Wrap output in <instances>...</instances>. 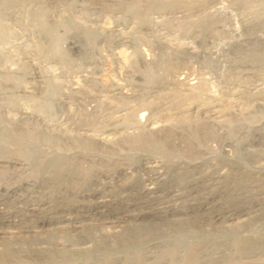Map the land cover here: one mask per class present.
I'll use <instances>...</instances> for the list:
<instances>
[{
  "label": "bare ground",
  "instance_id": "6f19581e",
  "mask_svg": "<svg viewBox=\"0 0 264 264\" xmlns=\"http://www.w3.org/2000/svg\"><path fill=\"white\" fill-rule=\"evenodd\" d=\"M49 1L0 0L1 117L81 152L107 143L136 157L85 182L46 143L63 160L44 164L50 177L11 183L20 164L0 145V264H146L156 244L184 250L151 264H264V0ZM71 1L86 16L61 21ZM232 11L241 33L226 39ZM155 15L168 16L163 30ZM195 32L212 46L197 49ZM71 34L79 63L63 47ZM234 123L251 130L239 156L231 141L219 160L205 147L175 163L150 150Z\"/></svg>",
  "mask_w": 264,
  "mask_h": 264
},
{
  "label": "rangeland",
  "instance_id": "374dc122",
  "mask_svg": "<svg viewBox=\"0 0 264 264\" xmlns=\"http://www.w3.org/2000/svg\"><path fill=\"white\" fill-rule=\"evenodd\" d=\"M74 4H76L75 8L79 11L80 10L79 6L81 5V3L79 1H74V2L71 1L69 7L68 6L66 8L62 7L63 10H61V8L60 9L58 8L57 9L58 11L55 10V13L59 12L58 14H60V16L57 13L55 15H58V19H60L61 21H67L69 19V14L71 15L76 14L75 16H79V17L82 16L81 19H84L86 16V13L85 15L83 14L80 16L77 13L78 11L72 12L74 8ZM218 4L219 5L217 7L221 8V10H224L228 6L227 0H223V1L221 0L218 2ZM230 15H231V17H229L230 19L228 18L229 21L227 20V22L222 24V33L224 34L222 35L221 33H218L224 36V38L227 37L228 39L232 36L233 38H236L241 33L240 21L238 17L236 18L237 16L236 13L232 11V13H230L229 16ZM155 16H157V18L155 17L152 22L154 23V25L156 24L158 31L163 30V27L165 26L164 24L168 20V16L163 17V19L161 17L159 18L158 15H155ZM175 17H178V16H175ZM194 35L195 36L198 35L197 36L198 42L195 41L196 44L194 45L197 47V49L199 48L200 45H202V47L200 46V48H207V49H209L212 46L211 43H209V41H206L207 43L205 42L207 47L205 46L204 42H202L201 44L199 43L200 38L198 37H201V35L199 36V32H195ZM67 42L63 46L65 48V49L63 48L65 50V54L67 55L68 58L70 57L72 59L70 61L73 62L74 60H76L77 62L75 63H79V59L81 60V57H80L81 52L79 51L81 49L80 47L83 44L82 37L80 35L76 36V35L71 34L67 37ZM214 42L216 41L214 40ZM69 47H71V49ZM131 51L132 50L127 49V51L124 52V54L127 53L126 56H129L131 54ZM146 51H147L146 54L150 55L147 49ZM260 114L264 115V111L261 112ZM72 122H68V124L67 123L65 124L71 127L72 129H74V124ZM235 124L237 125L238 123H234L232 128H223L222 130L218 128L213 129V130L209 128L208 129L203 128V131L199 132L197 135H193L187 131H183V132H180L178 136L176 137L177 141L176 140L174 141V146H170L168 143L155 146L154 144L151 143L149 145L151 146L150 150L153 153L158 154L157 155L158 158L162 157L161 159H163L164 161L175 163L178 161H188V160H191L197 157L195 149L197 147L198 148L205 147V149L203 148L202 150L204 152L203 158L205 159L213 158V159L219 160L225 157V152L223 148L225 147L226 142L231 141L233 147L235 148L234 154H237L239 156L241 153L242 143L246 141L247 139H250L251 137V130L250 128L248 129V126L244 124L242 125L239 124L240 125L239 128L238 126L235 127L236 126ZM46 143H51L52 145H55L57 143L59 150H61V152H65L66 150H68V154L74 157V163L82 167L81 178L85 182H89V180H91L92 178L99 179L97 178V176H99L100 173L106 174L107 172L108 174H111V171L113 170L114 167H117V166L118 167H121V166L128 167V165L134 163V159L136 157L134 153L128 152V149L126 148H123V147L120 148L116 145H110L107 143L106 144L98 143L94 146H89L85 152H81L76 147V146L82 147L81 142H76L75 143L76 146H75L74 144H71L63 139H56L55 137L48 138V137L39 136V135L38 136L29 135L28 136L25 133H23V130L19 127V125L10 127L7 124V122L3 120L0 114V145H4L10 150L12 149L15 159H17L20 164V166H18L19 168L17 167L19 169V170L17 169L18 174L15 177L13 176L10 178L11 183L12 182L18 183L17 181H20V183H24L26 181L32 183L36 180L40 181V180H44L50 177V174L52 172L50 171L45 172L43 170L44 164H46L48 161L60 163V162H63V160L62 158H59L56 155H52L51 149L47 150L46 147H44ZM45 151L47 152V154L45 153ZM111 160L112 162H110ZM116 163H117V166H116ZM99 177H101V175ZM7 180H9V178H6L5 176L0 175L1 183L2 181L4 183ZM217 249L221 251L224 248L217 247ZM174 250L179 252V251H183L184 249L183 247H180L178 245H175L174 248L173 246H165L164 244L163 245L156 244L155 247L151 246L147 248V250L143 251V254L144 255L146 254L149 257V260L146 261V264H151L152 262H154L155 258L159 257L160 255L166 254L167 252L174 251ZM187 252H188V249H187ZM99 258L100 256L99 257L97 256L94 258L95 260L93 261H97V259L99 260ZM119 259H121V257H119ZM190 259L194 260L195 257L194 259L189 257L188 260ZM118 261L119 260L117 259L116 262ZM194 261H188L187 263L194 264L193 263ZM134 264H141V262L134 263Z\"/></svg>",
  "mask_w": 264,
  "mask_h": 264
}]
</instances>
